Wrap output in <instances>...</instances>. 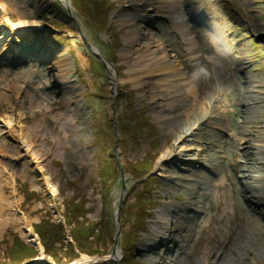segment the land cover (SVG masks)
I'll use <instances>...</instances> for the list:
<instances>
[{
	"label": "rangeland",
	"instance_id": "rangeland-1",
	"mask_svg": "<svg viewBox=\"0 0 264 264\" xmlns=\"http://www.w3.org/2000/svg\"><path fill=\"white\" fill-rule=\"evenodd\" d=\"M69 2L0 0V264H264V178L246 184L264 173V0ZM162 48L176 71L155 70ZM196 64L210 75L184 97ZM42 221L75 257L45 254Z\"/></svg>",
	"mask_w": 264,
	"mask_h": 264
},
{
	"label": "bare ground",
	"instance_id": "bare-ground-1",
	"mask_svg": "<svg viewBox=\"0 0 264 264\" xmlns=\"http://www.w3.org/2000/svg\"><path fill=\"white\" fill-rule=\"evenodd\" d=\"M63 5H66V6H69V7H71V5H70V3L68 2V0H59ZM197 13H198V17L199 18H201L200 20L203 22V23H205L206 21H204V20H206L205 18H204V15H203V13H201V12H199V11H197ZM6 20V19H5ZM13 24V29L12 30H17V31H19L20 33H25V31H26V28H25V26L23 25V23H12ZM206 24H207V22H206ZM209 24V23H208ZM207 29H209L208 30V33H209V36H210V39H211V41L216 45V47H217V51H218V53H217V55H219V57H225L226 55H228L229 54V49H228V47H227V45H226V43H225V37L223 36V34H222V32L219 30V28L217 27V26H213V27H211V28H207ZM222 30V29H221ZM130 34H128L127 35V37H126V39H131L132 38V36L130 35ZM4 37V35L2 36V37H0V41H1V38H3ZM146 47V46H145ZM157 47H155V49H156ZM128 49V48H127ZM139 49V48H138ZM155 49H154V51H152L151 52V54L150 55H152V57L154 58L155 57ZM159 56L156 58V60L155 61H153V66L155 67V70L157 71V72H160V71H165V72H168V73H171V72H173V71H176L175 69H174V67L172 68V66L169 64V63H171V62H169L168 61V59H167V54H166V50L164 49V48H162L161 50H159ZM139 55V54H138ZM161 55V56H160ZM150 59V58H149ZM144 61V60H143ZM105 64L107 65V63L105 62ZM149 64V63H148ZM65 67V66H64ZM130 70V69H129ZM131 72V71H130ZM155 73V72H154ZM167 74V73H166ZM181 74V73H180ZM150 75V74H149ZM155 75V74H154ZM162 75V74H161ZM161 75H159V76H161ZM181 75H183V74H181ZM153 76V75H152ZM170 76V75H169ZM163 77V76H162ZM174 77V76H173ZM173 77H172V79H173ZM177 77H179V75L177 76ZM187 77L188 76H186L185 74L183 75V77L176 83V89H178L179 91H180V94L182 95V96H184V97H188V96H192L193 95V86H191V87H189L187 84H186V80H187ZM156 78H158V77H156ZM174 78H176V77H174ZM155 79V78H154ZM168 79H170V78H168ZM163 81H166L165 80V77H164V80ZM168 82V81H167ZM166 82V83H167ZM158 83V82H157ZM169 83V82H168ZM174 83V82H173ZM162 84V83H161ZM163 84H164V82H163ZM170 84V83H169ZM171 85H172V83H171ZM166 86V85H165ZM173 86V85H172ZM171 86V87H172ZM169 87V86H168ZM173 87H175V86H173ZM172 87V88H173ZM159 90V89H158ZM196 95V94H195ZM215 95V94H214ZM213 95V96H214ZM217 95V94H216ZM193 97V96H192ZM210 97H212V96H210ZM190 99V98H189ZM8 123V122H7ZM11 123H8V125H10ZM188 125V124H187ZM11 126V125H10ZM188 128H187V130L184 132V135L181 137V138H179V140H178V142H179V144L181 145V143L183 144V142H196V141H193V140H190L189 141V137H191L192 135H193V131L195 130V126L194 125H191L190 126V124H189V126H187ZM189 145V144H188ZM191 146H193L192 144L189 146V147H187V148H185V147H181V148H179L178 149V151H179V153L180 152H182V153H190V152H193V151H199V148L196 146V148H194V146L193 147H191ZM183 154H181V156H182ZM212 159H214V157L212 158ZM194 160V159H193ZM190 161V160H189ZM206 161V160H205ZM245 163V162H244ZM214 165H216V164H213V166ZM213 166H212V168H213ZM186 167H188L189 168V166H186ZM188 168L187 169H185L187 172L189 171V176L187 175V177H194L195 176V173H193V171L192 170H188ZM191 168V167H190ZM246 171H247V169L245 168V167H243L242 169H241V176H242V178L244 179V178H249L247 175H246ZM264 172V171H263ZM191 173V174H190ZM210 173V172H209ZM261 173V172H260ZM259 173V174H260ZM255 175L256 177H254L255 178V182H247L246 184H248L249 186H248V189L251 191V193L253 192V190H255L256 188H258V187H260V184H262V182H260L263 178H264V173H261V175ZM197 176H199L198 174H197ZM205 176L206 175H204V174H202L201 175V178L200 177H197V182L199 183L200 182V184H206L204 181H203V179H205ZM188 179V182H193L194 180L193 179ZM218 179H219V177L217 176L216 177V179H215V182H217L218 181ZM206 180H207V182H212V180H210L209 178L207 179L206 178ZM214 181V180H213ZM219 181H221V179H219ZM195 183H196V181H195ZM257 183H258V186H257ZM209 185H213V186H215L216 187V184H211V183H209ZM45 188H46V191H47V193L49 194V196H54V193H55V190H54V188L51 186V185H49L48 183H45V186H44ZM261 188V187H260ZM262 189V188H261ZM190 202V201H189ZM161 221V220H160ZM27 234V233H26ZM154 235V234H153ZM186 237V236H185ZM40 250V249H39ZM206 254H207V252H205ZM115 254H117L118 256L120 255V251H119V248H116V250H115V253H114V255ZM206 254H204L203 256H204V258L206 257ZM84 259H85V261H86V259H88V258H86V257H84ZM78 264V263H77Z\"/></svg>",
	"mask_w": 264,
	"mask_h": 264
},
{
	"label": "trees",
	"instance_id": "trees-1",
	"mask_svg": "<svg viewBox=\"0 0 264 264\" xmlns=\"http://www.w3.org/2000/svg\"><path fill=\"white\" fill-rule=\"evenodd\" d=\"M66 210L69 214L68 208L66 206ZM80 214V212H75L73 214ZM76 216V215H75ZM88 227V226H87ZM35 233L40 237V241L42 247L44 249L45 254L47 256L52 257L53 260L60 259V257L64 256L65 258L75 257L73 251L74 248L70 244H66L65 248H63L64 232H62V226L58 224H53L50 221H42L40 224L35 225ZM59 244V246H56ZM20 250L26 251V255L32 258L34 256V251L28 249L26 246H19ZM18 249V250H19ZM59 257V258H58ZM56 263H60L59 260Z\"/></svg>",
	"mask_w": 264,
	"mask_h": 264
},
{
	"label": "water",
	"instance_id": "water-1",
	"mask_svg": "<svg viewBox=\"0 0 264 264\" xmlns=\"http://www.w3.org/2000/svg\"><path fill=\"white\" fill-rule=\"evenodd\" d=\"M57 1L60 3L59 0H57ZM68 2H69V0H68ZM64 9L67 11L68 15L72 16L70 9H67V8H64ZM82 42H83L84 46L86 47V49L88 50V52H90L102 64V66L105 68L106 67L105 59L99 53H97V51L94 50L95 48L93 46L88 44V42L85 40V38L83 36H82ZM115 150H116V146L114 145L113 150H112V153L114 155H115ZM116 162H117V166H118V169H119L121 192H120V196H119V199H118V205H117V208H116V211H115V224L117 226H116V231H115V235H114V251L117 248V239H118V236L120 234V231H119V211H120V208L122 206L124 193H125V186H124L122 168H121L120 163L118 161H116ZM114 251L111 253V255L114 254Z\"/></svg>",
	"mask_w": 264,
	"mask_h": 264
},
{
	"label": "clouds",
	"instance_id": "clouds-1",
	"mask_svg": "<svg viewBox=\"0 0 264 264\" xmlns=\"http://www.w3.org/2000/svg\"><path fill=\"white\" fill-rule=\"evenodd\" d=\"M206 59H212V57H207ZM210 73L208 68L204 65V64H196L191 72L188 74L187 80H186V84L191 87L193 85V82L196 81L199 78H207L209 77ZM213 88L215 89H219V84L218 82H214L213 83Z\"/></svg>",
	"mask_w": 264,
	"mask_h": 264
}]
</instances>
